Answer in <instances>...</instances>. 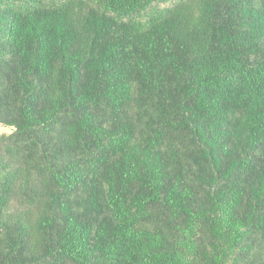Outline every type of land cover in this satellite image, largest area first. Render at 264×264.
Returning a JSON list of instances; mask_svg holds the SVG:
<instances>
[{
    "label": "trees",
    "instance_id": "16d2710c",
    "mask_svg": "<svg viewBox=\"0 0 264 264\" xmlns=\"http://www.w3.org/2000/svg\"><path fill=\"white\" fill-rule=\"evenodd\" d=\"M0 264H264V0H0Z\"/></svg>",
    "mask_w": 264,
    "mask_h": 264
},
{
    "label": "rangeland",
    "instance_id": "374dc122",
    "mask_svg": "<svg viewBox=\"0 0 264 264\" xmlns=\"http://www.w3.org/2000/svg\"><path fill=\"white\" fill-rule=\"evenodd\" d=\"M7 130H8V128L0 126V132L7 131Z\"/></svg>",
    "mask_w": 264,
    "mask_h": 264
}]
</instances>
